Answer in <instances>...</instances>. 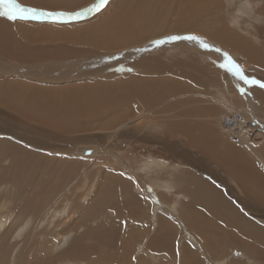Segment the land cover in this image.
I'll list each match as a JSON object with an SVG mask.
<instances>
[{
  "label": "bare ground",
  "instance_id": "obj_1",
  "mask_svg": "<svg viewBox=\"0 0 264 264\" xmlns=\"http://www.w3.org/2000/svg\"><path fill=\"white\" fill-rule=\"evenodd\" d=\"M20 1L24 5L58 11H77L93 2ZM119 1L122 0H111L106 11L84 18L85 21L96 20L83 27L72 28L69 22L75 19L69 17L57 21L41 18L15 22L0 17V133L10 134L15 140L0 139V158L4 157L0 160V253L6 247L9 252V258L5 257L4 263L0 260V264H25V259L20 258L33 256L36 250L45 256L56 253L55 260H60L59 264H77L75 260L79 257H72L76 255L71 252L72 248L57 253L58 246L73 235L72 243H75L79 238L78 232L85 229L84 220L96 215L89 205L90 199L97 194L108 195L107 190H99L101 187L95 178L103 170L108 174L101 175L102 181L107 176L113 177V173L123 177L120 180L130 189L133 198V203L129 202L130 197L122 193L134 208L127 205L129 209L138 211L143 205L135 225L132 224L133 229L126 236L122 235L125 245L135 246L142 254L132 253L128 247L121 248L117 258L122 264H127L126 260L130 264H264V90L254 94L255 91L248 88L244 90L250 94L244 95L240 92V81L233 74L223 77L224 80L220 77L215 80L208 72L213 69L209 63L215 62L218 66L224 63L221 54L210 52H215L217 47L214 45L233 46L236 43L248 55L238 48L227 49L241 57L244 68L251 71L254 62L259 68L257 72L264 73V27L255 31L252 23L242 20L260 19L264 25V0H133L139 7L147 8L144 14H147L148 23L144 20L146 16L141 14V8L137 10L132 0L131 3L126 1L134 8L124 5L127 4L125 2L124 6L121 2L119 7ZM160 12L164 13L161 20ZM122 18L125 20L120 23L128 27L127 31H132V27L134 30V22L143 18L148 26L144 27L140 21L142 26L138 27V22L137 33H131L129 37L99 39L103 34L112 35L113 31L109 34L104 29H112ZM170 20L174 22L168 27ZM175 33L181 36L199 33L214 45L204 49L196 41H169L168 44L175 43L178 49L168 53L159 51L143 59L147 72L176 73L177 80L162 74L157 77L160 84L130 81L137 88L133 86L126 92H120L119 88V93H111L95 85L99 77L108 80L111 76H118L109 74V71H115L117 62L134 59L132 56L155 48L150 43L152 39ZM144 36L147 38L143 39ZM40 40L62 44L51 48L42 44L34 46V42ZM96 40L97 49L85 50L74 46L81 42L92 44ZM130 47L133 48L127 49ZM168 55H180L185 65L168 67L165 60L170 58ZM176 57L173 60L178 63ZM198 58L207 62L209 69L206 67L205 72L209 74L204 73L203 67V71L198 68L201 66L197 65ZM134 65L140 66L139 63ZM178 75L183 78H178ZM190 78L197 89H189L187 81L190 83ZM203 85L212 92H204ZM220 86L226 89L216 91ZM18 142H26L37 152L24 151ZM46 151H51L55 158L67 156L68 160L73 155L77 158L78 155H88L85 160L93 156L97 163H85L84 169L77 165L73 170L78 173L72 178L57 176L59 182L70 179V182L64 181L63 190L57 194L53 186L52 193H47L52 199L48 201L50 198L45 197L41 203L26 198L27 203L21 207L25 210L19 211L15 205L19 202L13 198L22 194L24 185L31 178L35 180L36 176L31 175L30 178L26 170L36 166L37 158L47 157L43 155ZM86 151L89 153L85 154ZM153 153L156 159H151ZM51 162L55 164L53 157L48 158L47 163ZM4 170L10 173L6 174ZM132 170L134 176L133 172L130 173ZM138 171L146 174L145 181L137 174ZM79 180L84 183L78 184ZM212 180L225 185L226 189H221L233 200L225 198L215 188L219 193L216 192L211 187ZM76 181H79V187L70 196L69 188H74ZM8 186H14L18 193L6 195ZM149 188L159 194L156 205H152L144 193ZM77 191H80L79 195ZM199 195H202L201 210L195 205V197ZM157 206L162 208L160 213L155 210ZM228 212L231 213L230 219L225 216ZM107 215L108 212L98 213L91 219V224H100ZM109 215L112 217L114 214L109 212ZM216 215H221V221L214 223L212 220ZM179 219L184 221L182 231L175 222ZM164 220L169 226H164ZM107 223L114 222L109 220ZM156 223L157 226L154 225ZM170 232L172 235L175 232V235L189 236L191 241H184L183 248L182 240L177 239L178 243L175 241L172 247L176 254L164 253V246L172 242ZM86 234L89 240V232ZM98 234L101 240L104 235L101 232H96L93 238L97 240ZM101 241L104 243V238ZM85 244L87 246L88 243ZM83 250V256L89 260L93 249L91 252ZM37 261L34 259L32 264Z\"/></svg>",
  "mask_w": 264,
  "mask_h": 264
},
{
  "label": "rangeland",
  "instance_id": "obj_2",
  "mask_svg": "<svg viewBox=\"0 0 264 264\" xmlns=\"http://www.w3.org/2000/svg\"><path fill=\"white\" fill-rule=\"evenodd\" d=\"M20 1V0H19ZM21 2V1H20ZM121 2H122V5L124 4L123 2H125V3H127V4H124V5H130L131 7L133 6L132 4H130L131 3V0H130V3L128 2V1H126V0H122V1H119L117 4H118V6L119 5H121ZM132 2L135 4L134 5V7H137L138 9L137 10H139L140 8V11H141V14H144V13H146L147 12V8L145 7H139L133 0H132ZM22 3V2H21ZM23 4V3H22ZM147 4H148V2H147ZM147 4H145V5H147ZM24 5V4H23ZM123 5V6H124ZM141 5H143V4H141ZM119 7H121V6H119ZM134 7H132V8H134ZM143 8V9H142ZM176 8H177V6H176ZM126 10H127V8H125ZM144 12H143V11ZM202 9H200V11H201ZM131 11H132V9H131ZM146 11V12H145ZM140 13V12H139ZM163 14L164 13H162L161 14V12H160V14H158V16H159V20H161V18H164L163 17ZM165 14H167L166 12H165ZM93 15V14H92ZM92 15H90V16H92ZM145 15V14H144ZM147 15V14H146ZM145 15V16H146ZM90 16H86L87 18L88 17H90ZM162 16V17H161ZM86 17H81V18H79V19H81V20H79V19H75V20H70V21H72V22H69V24L72 26V28H74V27H83V26H87L88 24H90V23H92L93 21H95L96 19L95 18H92V19H89V20H84V18L86 19ZM172 17H173V15H172ZM125 19H126V17H124ZM124 18H122L120 21L117 19V21H119L118 22V24H115L113 27H111L112 29H109V28H107V29H104V31L105 32H107V33H109V31H113V34L112 35H110V36H107L106 34H103V35H101L100 36V38L99 39H103V40H109L112 36H115V38H117V39H121V38H123L124 36L125 37H129V36H131V33H137V31H138V27H140V26H144V27H147L148 25H147V23H148V21H147V16L145 17L146 19H144L147 23L145 24V21L143 20V22H142V20H140L141 21V24H140V21H135V20H133L132 19V21L134 22V25H135V23H136V25H135V27H134V30H133V27H132V31L131 30H129V31H127V29H128V27L126 28L124 25H121V23L120 22H123L125 19ZM30 20V19H29ZM116 20V19H115ZM242 20L243 21H246V22H248V23H252L251 24V26H252V29L253 30H260L261 28H263L264 27V25H263V22H262V20H260V19H247V18H242ZM61 21H63V20H61ZM254 21V22H253ZM139 22V26H138V23ZM171 22V23H170ZM170 22H169V26L168 27H170L172 24H173V22H174V20H170ZM57 24H62V23H57ZM261 24V25H260ZM122 26V27H121ZM136 26H138L137 28H136ZM71 28V29H72ZM116 28V29H115ZM71 29H69V30H71ZM116 30V31H115ZM61 33H63L64 34V31H60ZM129 32V33H128ZM110 34V33H109ZM196 34H198V35H201V34H199V33H196ZM173 35V34H172ZM175 35H178V34H176L175 33ZM201 36H204V35H201ZM205 37V36H204ZM145 38H147L146 36H144L143 37V39H145ZM98 39V40H99ZM142 39V40H143ZM51 42H49V40H40V41H36V43L34 42V46L37 44V45H41V46H46L47 48H51V47H53V46H56V45H58V44H62L61 42H59V41H52V40H50ZM39 42H40V44H39ZM42 42V43H41ZM44 42V43H43ZM149 42V41H148ZM82 44H84V46L82 45ZM89 44V45H88ZM167 44V45H166ZM166 44H163V46L164 47H162V45H159V46H155V48H156V50H154L155 48L154 47H152V48H150V49H147V52L148 53H140V54H136V57L135 56H132V58H134V59H126V60H123V61H119V62H117V64L115 65V71H114V69L112 70V71H109L110 73L109 74H114V75H118V76H111V77H109L108 78V80H105L106 78H102V77H99L98 79H100V80H98L97 82H95V85L97 86H99L101 89H106V90H108V91H110L111 93H119V88H121V90H120V92H126L127 91V89H129V88H131V89H133L134 87H136L137 88V85H133V83L134 82H138L139 81V83H145V82H147V85L148 84H160V80H157V77L158 76H160V75H162V74H168L167 72H164V71H158V72H154V71H151V72H147V66H145V65H143L142 64V61H143V59H145V58H147V57H149V55H152V53H157V52H161V51H163V52H167L168 53V51L169 52H171L172 51V49H178V47L176 46V44L175 43H171V44H168L167 42H166ZM67 45H72V43H67ZM88 45V46H87ZM91 45V46H90ZM169 45V46H168ZM214 45V44H213ZM217 45V46H216ZM216 45H214L215 47H219L222 51L220 52V53H217L215 50V52H212V51H210L211 53H216V54H218V55H220V57L221 58H223V55H222V52L223 51H227V52H229L230 53V55L235 59V61H237V63L238 64H240V65H243V63L240 61V60H242L241 59V57H239V55L237 54V53H235V52H232V51H230V50H228V49H231V50H234V48L236 49V48H238L243 54H246V55H248V52L247 51H245V50H242L241 48H240V46H238V44H236L235 43V45H233V46H228V45H222V46H220V45H218V44H216ZM49 46V47H48ZM74 46H81V47H83V49L85 48V50H90V49H97L98 48V45H97V40L96 41H94L92 44H90V42H81V44H75ZM90 46V47H89ZM93 46V47H92ZM174 46V47H173ZM88 49H87V48ZM133 47H136V46H133ZM133 47H130V48H127V49H131V48H133ZM159 47V48H158ZM171 47V49H169ZM228 48V49H227ZM127 49H124V50H127ZM155 51H153V50ZM163 49H165V50H163ZM117 51H123V50H117ZM141 54H143L142 56H140ZM58 56V55H57ZM177 56V57H176ZM169 59H165L166 60V64H167V66L168 67H173L175 64H178L179 66L180 65H185V63H184V61L182 62L181 61V56L180 55H168L167 56ZM175 57L177 58V61H178V63L175 61L176 59H175ZM139 58V59H138ZM173 58L175 59V60H173ZM135 60V61H134ZM138 60V61H137ZM180 60V61H179ZM125 61V62H124ZM137 61V62H136ZM141 61V62H140ZM175 61V62H174ZM198 61H200L199 63H198ZM202 61V62H201ZM211 61H213V60H211ZM159 62H161V61H159ZM172 63L171 65L170 64H168V63ZM173 62H174V64H173ZM179 62H182V64L181 63H179ZM128 63V64H127ZM135 63H139L140 64V66H138L139 68H137L134 64ZM201 63V64H200ZM145 64H147V63H145ZM161 65H162V63H160ZM129 65V66H128ZM134 65V66H133ZM197 65H201V66H198V68L199 69H201L202 70V68L201 67H203V70H204V73L205 74H207L208 72H210V76L212 75V77H213V79L215 78V80H216V78H219L220 77V79L222 78V80H224V78H225V76H227L228 74L229 75H232L233 73H229V71L226 69V70H224L223 71V69L222 68H220L218 65H216L215 64V62H211V63H209V65L210 66H212L213 67V69L215 70V69H217V70H215L216 72L215 73H213L212 72V70H208V72H205V71H207L206 70V67L209 69V67L207 66V62L206 61H204L203 59L201 60L200 58H198L197 59ZM203 65H205V67L203 66ZM255 65H257V64H255L254 62H252V64H251V67H252V70L250 71V69H246V68H244V65L242 66L243 68H244V70H245V74H250V75H252V76H255L257 79H260V80H262V81H264V73H259V72H257V70L259 69L257 66H255ZM254 67L256 68V71L254 70ZM130 69H131V71H130ZM144 71H143V70ZM222 69V70H221ZM121 70V71H120ZM202 70V71H203ZM223 71V72H222ZM152 72H154L153 74H152ZM160 72H162V73H160ZM212 72V73H211ZM224 72H228L227 74L226 73H224ZM250 72H252V73H250ZM138 75H137V74ZM223 73V74H222ZM109 74H107V75H109ZM226 74V75H225ZM257 74V75H256ZM168 75H170L173 79H175V80H177V78H176V73H172V74H168ZM179 77L178 78H180V79H182L183 78V76H180V75H178ZM235 76V75H234ZM117 77H119V78H117ZM125 77V78H124ZM224 77V78H223ZM236 77V79L238 80V81H240V83L239 84H241L240 86H241V88H243V89H248V88H250L252 91H255L254 92V94H256V92L258 93V92H260L261 91V88L258 86V85H248L247 86V84H244V82L242 81V80H240L239 79V77H237V76H235ZM128 78H130V79H128ZM146 79H148V80H146ZM185 79V78H184ZM190 80H191V78H190ZM189 80V81H190ZM130 81H133V83H131ZM158 83H157V82ZM221 81V80H220ZM183 82V81H182ZM98 83V84H97ZM187 83L189 84V89L190 90H193V89H197V87L194 85V84H191V83H193L192 82V80L190 81V83L187 81ZM227 83H228V81L226 82V85H227ZM132 84V85H131ZM220 84H221V82H220ZM243 84V85H242ZM97 86V87H98ZM102 86V87H101ZM134 86V87H133ZM69 87H70V85H69ZM71 88V87H70ZM221 88H225V87H223V86H220L216 91H220L221 90ZM252 88H254V89H252ZM226 89V88H225ZM257 89H259V90H257ZM70 90H72V89H68V91H70ZM113 90V91H112ZM126 90V91H125ZM264 90V89H263ZM203 91L204 92H212V90H208L207 89V87H206V85H203ZM218 91V92H219ZM261 93V92H260ZM171 94H174V91L171 93ZM134 103V102H133ZM0 139H6V140H9V141H15L13 138H12V135H10V134H6V133H0ZM108 142H110V140L108 141ZM107 142V143H108ZM18 143H21L22 145H23V150L25 151V150H29V151H33V152H37V150L34 148V147H32L31 145H29V144H27L26 142H18ZM49 153H51V155L49 154ZM43 155H45V156H47V157H45V158H43L42 160H40L39 158H37V160L38 161H36L37 163H36V166H34V167H32V168H27V169H29V170H26V173L28 174V172H29V174H28V176L31 178V175H33V176H36L35 177V180H33L32 178H31V181L28 183V184H25L24 185V190H22V194L21 195H19L18 194V196L16 197H14L13 198V200H15V201H18L19 203H15V205L18 207V210L19 209H21V210H25L24 208H21V207H23L26 203H27V199L26 198H28V201H32V200H34L35 201V203H37V202H40L41 203V200L42 199H44L45 197L47 198V199H49L51 196H48L49 194H47V193H52V189H53V186H54V190H55V192L58 194V192H60L61 190H63L64 188H65V182H70V179L68 180V181H63L62 179H61V181L59 182L58 180H60L59 178H57V176L58 177H63V176H65L66 178H68V176H71V178L72 177H75L76 175H77V170H73V169H75V167L78 165L79 167H82L83 169H84V165H85V163H90V164H92L93 165V163H97L96 162V160H95V158H93V156H89L90 157V159H86L85 160V157H87L88 155H85V156H79L78 155V158H77V156H75V155H73V156H69L68 158H71V159H67V156H66V158L64 157V159L61 157V158H55V156L52 154V152L51 151H46V152H43ZM49 157H53V161L55 160V164H53V162H51V163H47V161H48V158ZM75 158V159H74ZM93 158V159H92ZM156 159V154H154L153 153V157L151 158V159ZM2 159H4V157H1L0 158V160H2ZM59 159V160H58ZM102 159H104L105 160V158L104 157H102ZM58 161H60V162H58ZM70 162V163H69ZM65 164V165H64ZM43 165V166H42ZM82 168H80L81 170H82ZM34 169V170H33ZM67 169V170H66ZM35 171V172H33V171ZM42 170V171H41ZM44 170V171H43ZM65 170V171H64ZM100 170V169H99ZM31 171V172H30ZM36 171H38V173H36ZM74 171H76L75 173H74ZM4 173H6V174H9L10 172L9 171H6V170H4L3 171ZM105 172V173H104ZM106 172H108L107 170H103L102 171V173L100 172L95 178H97V180H98V182H99V186L101 187V189L99 188V190L100 191H104V190H107L108 191V195H98L97 194V196L93 199V197H92V199H90V201H91V204H89L91 207H92V209L94 210V213L97 215L98 213L99 214H103V213H105V212H108V215L101 221V225L100 224H97V225H92L91 224V222H92V220L95 218V216L96 215H92V217H87L84 221V230L83 231H81L80 233L78 232V234H77V236H79V238L75 241V243H72V240H73V238H74V235L70 238V239H68V240H64L65 241V243L63 244L62 243V245L61 246H58V252L57 253H59V252H61L62 250H64V249H67V248H72V250H71V252L72 253H75L76 255H72V257L74 256V257H79V258H77L76 260H75V263H77V264H122L123 262H121L120 261V259L119 258H117V257H120V255L118 254V252H119V250L121 249V248H126V247H128L129 248V250L133 253V252H138V254H142V252H141V250L139 251V249L137 250V248L134 246H127V245H125V241H124V239L122 238V235L123 236H126L127 235V233H129L133 228V226H132V224L133 225H135V223H136V217H137V215H139V214H141V212L143 211V205H141L140 207H139V209H138V211H135V210H133L134 208L132 207V205H130L129 204V202H132L133 200V198L131 197V195H130V189H128L127 188V185H125L122 181L123 180H120V178H123V177H121V176H119V175H115L114 173H113V177L112 176H107L105 179H104V181H102V176L101 175H107L108 173H106ZM112 172H114V169L112 170ZM119 172V171H118ZM132 172H133V170L132 171H130V173L132 174ZM34 173V174H33ZM59 173V174H58ZM197 173H201L200 171H198ZM130 174V175H131ZM137 174H140V177H141V179L143 178L144 179V181H145V179H146V174H142L140 171H138L137 172ZM56 175V176H55ZM48 176V177H47ZM50 176V177H49ZM92 176V175H91ZM119 176V177H118ZM133 176H134V172H133ZM146 176V177H145ZM200 176L202 177V178H204L203 177V175H201L200 174ZM39 177V178H38ZM51 177H52V180L54 181V178L56 177V179H55V181L53 182L52 180H51ZM117 177V178H116ZM145 177V178H144ZM39 180H38V179ZM41 178V179H40ZM48 178V179H47ZM50 178V179H49ZM94 177L92 178V179H95ZM91 179V180H92ZM127 179H129V177H127ZM142 179V180H143ZM205 179V178H204ZM38 180V181H37ZM45 180H47V181H45ZM83 180V179H82ZM82 180H79V181H76L73 185H74V188L73 187H70L69 188V192L71 193V195L70 196H72V195H74V193H75V190L79 187V185L78 184H81V183H84V181H82ZM113 180V181H112ZM130 180V179H129ZM106 181H107V183H106ZM116 181H118V182H116ZM79 182V183H78ZM50 183H52V184H50ZM54 183V184H53ZM64 183V184H63ZM78 183V184H77ZM116 183V184H115ZM123 183V184H122ZM50 184V185H49ZM56 184V185H55ZM117 184H118V186H117ZM103 185V186H102ZM98 186V187H99ZM108 186V187H107ZM10 187V188H9ZM26 187V188H25ZM27 187H29L28 189H27ZM49 187V188H48ZM62 187H63V189H62ZM98 187L96 188V189H94V193H96L97 192V189H98ZM103 187V188H102ZM121 187H123L124 189H120ZM211 187H213V189L216 191V192H218L216 189H218V190H220V192L222 193V195L226 198H228L229 200H233L232 199V197L231 196H225V191L224 190H222L221 188H225L226 189V186L225 185H220L218 182H216V184H213L212 182H211ZM57 188H60V190L59 189H57ZM111 188H113L112 190H114V191H112L111 190ZM126 188V189H125ZM216 188V189H215ZM44 189V190H43ZM74 189V190H73ZM119 189V190H118ZM7 190H9V192L7 191V193H6V195L9 193V195H11L12 196V194L13 195H15V193H18V190H16L15 188H14V186H12V188H11V186H8V188H7ZM46 190V191H45ZM124 190V192H126V193H124V192H121V191H123ZM125 190H127V191H125ZM39 191V192H38ZM41 191H43L44 193H42ZM58 191V192H57ZM99 191V192H100ZM110 191H112V192H110ZM147 191V192H146ZM146 191L144 190V193H145V195H146V197L148 196L150 199H149V201H151V204L152 205H156V202H157V200L159 199V194H158V192H157V190L155 191L154 189H151V188H149L148 190L146 189ZM151 191V192H150ZM101 192V193H102ZM129 194H128V193ZM11 193V194H10ZM39 193V194H38ZM77 193H78V195L80 194V191H77ZM113 193V194H112ZM115 193V194H114ZM122 193L125 195V196H128V198L130 197V199H129V202H128V200H127V197H124V195H122ZM152 193V194H151ZM154 193V194H153ZM219 193V192H218ZM57 194H55V193H53V195L55 196V195H57ZM118 194V195H117ZM149 194L151 195V196H153V198L151 197V196H149ZM23 195V196H22ZM96 195V194H95ZM95 195H93V196H95ZM155 195V196H154ZM21 196V197H20ZM201 196L202 195H199V197L198 196H196L194 199H195V205H196V207H198L197 209L198 210H201L203 207H201V201H200V199H201ZM19 197V198H18ZM98 197V198H97ZM104 197V198H103ZM118 197H120V198H118ZM39 198V199H38ZM99 198H101L100 200H99ZM108 198V199H107ZM52 198H50L48 201H50ZM106 199L108 200L107 202H104V201H106ZM139 199L141 200V197L139 196ZM152 199V200H151ZM197 199H199V200H197ZM98 200H99V202H98ZM125 200V201H124ZM26 201V202H25ZM96 201V202H95ZM116 201V202H115ZM121 201H123V202H121ZM159 201V200H158ZM202 201H204V200H202ZM117 202H118V204H117ZM93 203V204H92ZM98 203H100L99 205H98ZM105 203V204H104ZM114 203V204H113ZM122 203V204H121ZM133 203V202H132ZM24 204V205H23ZM101 205V206H100ZM127 205H128V207L129 208H133V209H129L128 207H127ZM130 205V206H129ZM99 207V208H98ZM125 207H127V210H126V208ZM97 208V209H96ZM102 209H103V211H102ZM110 211H109V210ZM116 209L118 210V211H116ZM129 209V210H128ZM21 210H19V211H21ZM111 210H114V211H111ZM147 210V208L145 209V211ZM156 212L157 213H160L161 211H162V208L160 207V206H157L156 207ZM131 211V212H130ZM109 212H112L114 215L112 216V217H110V215H109ZM126 212H127V214H126ZM132 213V214H131ZM134 213H136V216L134 215V216H132ZM146 213H147V211H146ZM243 213V212H242ZM247 213V212H246ZM129 214V215H128ZM128 216V217H127ZM148 216V215H147ZM168 214L166 215V218H168ZM225 216L227 217V219H230V217H231V213H225ZM133 217V218H132ZM93 218V219H92ZM132 218V219H131ZM211 218V215L209 216V219ZM92 219V220H91ZM169 219V218H168ZM109 220L110 221H113L114 223L113 224H111V223H107V222H109ZM132 221H133V223H132ZM214 223H216L217 221H221V215H216V219H214V220H212ZM124 222V223H123ZM135 222V223H134ZM164 226H165V224H166V226H169V224L168 223H166V220H164ZM178 225L177 226H180V229H181V231L183 230V227H184V221L183 220H181V219H179V221H175ZM90 224V225H89ZM168 224V225H167ZM87 225V226H86ZM154 225H158L157 223L156 224H154ZM90 227V228H89ZM104 228L106 229V231L104 230ZM108 228V229H107ZM120 228V229H119ZM155 228V227H154ZM98 229V230H97ZM110 229V230H109ZM120 231H119V230ZM123 229V230H122ZM126 229V230H125ZM101 230V231H100ZM114 230V231H113ZM101 232V233H103L104 235H103V237L101 238V240L104 238V240H105V242H107L108 244H105V242L103 243V241H101V240H99L100 239V235L98 234V239L96 240V239H94L93 238V235L96 233V232ZM103 231H105V232H103ZM126 231V232H125ZM86 232H89V235H88V237H90L91 238V236L90 235H92V239H90L89 238V240L87 239V234H86ZM91 233H93V234H91ZM158 235H159V233L158 232H156ZM172 232H170V234H171ZM181 233V232H180ZM84 234V235H83ZM176 233L175 232H173V235L171 234L170 236L172 237V242L170 243V244H168L167 246H164L165 247V252L164 253H169V252H171V253H173V254H176L175 252H176V250L174 251V248H172L173 247V244L175 243V241H176V243H178L177 242V239H179L180 241L182 240V246H183V248H185V242L186 241H191V239H190V237L189 236H184L183 235V237L182 236H180V235H175ZM110 236V237H109ZM106 237V238H105ZM158 237H161V238H163L162 236H158ZM35 238L36 237H33V239L35 240ZM114 238H117V239H115L114 240ZM125 238H127V237H125ZM140 238V233H139V235H138V239ZM83 239V240H82ZM84 239H85V241H84ZM99 240V241H98ZM107 240V241H106ZM120 240V241H119ZM93 241V242H92ZM185 241V242H184ZM36 242V241H35ZM99 242V243H98ZM124 242V243H123ZM166 242H168V240L166 239ZM85 243H88L87 244V246H85L84 244ZM90 243L92 244V245H90ZM104 245H103V244ZM109 244H111V246L110 247H108L109 246ZM122 246H121V245ZM89 245V246H88ZM170 245V246H169ZM176 245H179V244H176ZM85 246V247H84ZM102 248H100V247ZM117 248H116V247ZM61 247V248H60ZM77 247V248H76ZM80 247V248H79ZM98 247V248H97ZM104 247V248H103ZM117 249V251H116V249ZM60 248V249H59ZM82 248V249H81ZM96 248V249H95ZM170 248V249H169ZM81 249V250H80ZM83 249H85V251L86 250H88V252H91V250L93 249V251H94V249H95V251H94V255L92 254V253H90L91 255H90V259L88 260L87 258H86V255L85 256H83L84 255V253H83ZM100 250V252H97V251H99ZM106 249V250H105ZM173 249V250H172ZM90 250V251H89ZM97 250V251H96ZM108 250H110L111 252V255L109 254V251ZM36 254L35 255H33V256H30V257H26V258H20V259H25V264H32L33 263V260L34 259H36V260H38L36 263H34V264H59L58 262H60V260H58V261H56L57 260V258L55 257V255H56V253L55 254H52V256H45L44 255V253H41V252H38L37 250H36ZM77 252H78V254H77ZM83 253V254H82ZM3 255V256H2ZM94 256V257H93ZM101 256V258H99V257ZM106 256L108 257V258H106ZM234 256H236V255H234ZM9 258V252H8V247H6V250L5 251H3L2 250V252L0 253V260H2V262L4 263L7 259ZM111 257H113V258H111ZM236 258L237 259H241V258H239V256H236ZM19 259V260H20ZM28 261H27V260ZM56 259V260H55ZM87 259V260H86ZM112 259V260H111ZM30 260V261H29ZM80 260V261H79ZM119 260V261H118ZM108 261V262H107ZM113 262H115V263H113ZM126 262H127V264H130V262H129V260H126ZM165 264V263H164ZM172 264H174V262L172 263Z\"/></svg>",
  "mask_w": 264,
  "mask_h": 264
},
{
  "label": "snow or ice",
  "instance_id": "obj_3",
  "mask_svg": "<svg viewBox=\"0 0 264 264\" xmlns=\"http://www.w3.org/2000/svg\"><path fill=\"white\" fill-rule=\"evenodd\" d=\"M111 5V0H93L91 4L86 7H82L77 11H58V10H46L44 8L32 7L28 5H22L18 0H0V17L7 18L10 22H15L17 20H38L41 18L52 19L53 21L60 20L64 17H69L73 19H79L81 17L90 16L92 14H101L106 11ZM196 41L199 43L201 48L208 49L213 47L210 43L206 41V37L197 35L195 33H189L187 35H167L161 38L152 39L150 43L153 46L163 45L169 41ZM143 50V49H140ZM217 53L222 50L220 48H215ZM224 63L219 65L220 68L227 69L232 72L233 75L239 77L240 80L247 85H258L261 89H264V81L257 79L255 76L250 74H245L244 68L238 64L235 59L230 55L229 52L223 51L222 53ZM131 71V69H130ZM240 92L244 95H249L250 93H245L243 88H240ZM51 155V153H49ZM59 155V153H56ZM211 180V177H209ZM213 184H216L215 180H212Z\"/></svg>",
  "mask_w": 264,
  "mask_h": 264
},
{
  "label": "water",
  "instance_id": "obj_4",
  "mask_svg": "<svg viewBox=\"0 0 264 264\" xmlns=\"http://www.w3.org/2000/svg\"><path fill=\"white\" fill-rule=\"evenodd\" d=\"M88 153H89L88 151L85 152V154H88Z\"/></svg>",
  "mask_w": 264,
  "mask_h": 264
}]
</instances>
